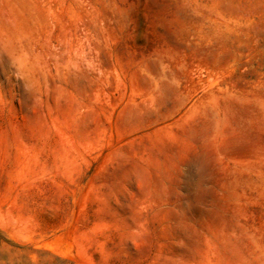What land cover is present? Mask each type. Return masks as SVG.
Listing matches in <instances>:
<instances>
[{
  "label": "rangeland",
  "instance_id": "374dc122",
  "mask_svg": "<svg viewBox=\"0 0 264 264\" xmlns=\"http://www.w3.org/2000/svg\"><path fill=\"white\" fill-rule=\"evenodd\" d=\"M0 264H264V0H0Z\"/></svg>",
  "mask_w": 264,
  "mask_h": 264
},
{
  "label": "bare ground",
  "instance_id": "6f19581e",
  "mask_svg": "<svg viewBox=\"0 0 264 264\" xmlns=\"http://www.w3.org/2000/svg\"><path fill=\"white\" fill-rule=\"evenodd\" d=\"M207 89V88H206ZM205 91V90H204ZM206 93H208L207 94V97L209 96V98L212 100V101H214L215 102V100L217 99V91L216 90H213V89H211V90H209V92H206ZM205 94V93H204ZM224 99V98H223ZM224 101H226V103H227V100L226 99H224Z\"/></svg>",
  "mask_w": 264,
  "mask_h": 264
}]
</instances>
